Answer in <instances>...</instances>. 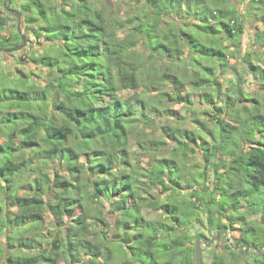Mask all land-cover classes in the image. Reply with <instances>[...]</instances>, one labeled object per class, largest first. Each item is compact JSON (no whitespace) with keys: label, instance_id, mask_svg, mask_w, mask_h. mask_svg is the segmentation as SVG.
<instances>
[{"label":"trees","instance_id":"obj_1","mask_svg":"<svg viewBox=\"0 0 264 264\" xmlns=\"http://www.w3.org/2000/svg\"><path fill=\"white\" fill-rule=\"evenodd\" d=\"M9 3L42 52L0 66V264H196L195 229L235 226L203 264H264L236 251L264 246V63L235 0H1L0 48Z\"/></svg>","mask_w":264,"mask_h":264},{"label":"rangeland","instance_id":"obj_2","mask_svg":"<svg viewBox=\"0 0 264 264\" xmlns=\"http://www.w3.org/2000/svg\"><path fill=\"white\" fill-rule=\"evenodd\" d=\"M93 1H95V0H93ZM260 1H264V0H260ZM106 2L107 1H104V3H106ZM235 2L237 3L239 13L243 16L242 19L244 21V26H245V33L241 39V48H240L241 56L245 55V53H248V52L252 53V55L259 54V61L258 62L254 58L256 61L255 63L256 64L260 63V65H263L262 63H264V39L259 40L258 38H260V36L264 33V22H262L260 20L261 15L264 14V6H262V4L259 2L251 3V0H235ZM110 3L113 6H115L114 8H117L116 0H110ZM13 6H14L13 3H10L6 10L7 11H8V9H14L15 10V8ZM122 6L123 7H122V10L120 12L121 17L124 16L123 12L126 11V9H127V7L125 5H122ZM14 24H17V23L11 20L8 24V27L12 28V26ZM20 28H21V33L25 36V39L28 37L29 42L26 40V45L22 50H20V52L13 53L10 57H8L6 60H4L1 63L0 66H1V69H2L4 74H6V73L11 74L13 72V66L12 65H14L16 63L18 58H24L25 51H27V49L29 50V48H31V49L35 50L36 54H39L42 52L41 46H39L37 44V43H42V40L38 41V40L34 39L33 35L27 34L25 31H23V23L20 24ZM125 34L126 33L124 31H121V32H119V37L122 38L125 36ZM28 46H30V47L28 48ZM229 62L231 64H235L236 70L239 71V73L241 74V79H240L241 84L240 85L242 86V89H244V91H246L248 93L252 92L254 94L258 90L257 80L250 73H248L247 70H245L242 61L238 57L234 58V59L231 58ZM32 67H33V64L30 63L28 65V69L32 68ZM39 70H37V72ZM21 71L23 73H27L26 68L21 69ZM39 76H43V74L42 75L39 74ZM228 77H230V76H228ZM31 80L36 85L42 84V80L39 78H33ZM224 81L225 82H223L222 90H224L226 85H229L227 79ZM130 94L131 93H127V92L121 93V95H123V96L130 95ZM258 95L260 96L259 93H258ZM195 100L199 104L198 96L195 97ZM244 103H245V105H247V104L252 105V103L247 102V101H244ZM198 104H196V106H193L190 110H187V108H185L184 106H182L180 104L172 105L173 109L179 111L180 116L187 117L186 120L182 123V126L188 127V128L193 126L191 124V122L189 121L191 119L193 111L199 112V116L206 120L207 117H206V115H204V113L202 111L203 109L197 107ZM209 140L210 139L207 138V141H209ZM195 161L196 160H193V157H192V160L190 162L194 163ZM143 213L146 214L147 211L143 210ZM147 216L155 217L156 214L155 213H149V215H147ZM255 218H256L255 215H251L249 219H255ZM47 219L50 220L49 218H47ZM239 229L240 228L238 226H235L234 231L227 229L228 230L227 236L226 237H223V236L220 237L219 240L216 242L217 243V250H220V248L223 247L225 239L228 241H233V239L238 237L240 234ZM195 230H196V232L198 231V234L205 235L207 237H210L214 233V232H210L206 228H201L199 230L195 229ZM43 233L47 236L48 230L45 229V231H43ZM0 241H1V246L4 247L5 246L4 237H1ZM6 252H10V249L6 248ZM204 254L208 255V252L202 253V259H203Z\"/></svg>","mask_w":264,"mask_h":264},{"label":"water","instance_id":"obj_3","mask_svg":"<svg viewBox=\"0 0 264 264\" xmlns=\"http://www.w3.org/2000/svg\"><path fill=\"white\" fill-rule=\"evenodd\" d=\"M10 4V3H9ZM8 4V5H9ZM9 13L17 20V31L21 38V45L13 48H0V54L1 53H14L19 50H22L26 45V39L25 36L21 33V15L19 12H17L14 9H8ZM228 230L226 228H223L221 230L216 231L213 233L210 237H207L205 235H198L194 241V251H195V261L196 264H203L202 259V246H210L216 243L220 237H226ZM236 251L245 257H248L250 255V251H253L254 253H260L264 251V246L262 247H256L253 244L248 245L247 247H239L236 249Z\"/></svg>","mask_w":264,"mask_h":264},{"label":"flooded vegetation","instance_id":"obj_4","mask_svg":"<svg viewBox=\"0 0 264 264\" xmlns=\"http://www.w3.org/2000/svg\"><path fill=\"white\" fill-rule=\"evenodd\" d=\"M203 247H204V246H202V248H203ZM251 253H254V252H253V251H250V254H251Z\"/></svg>","mask_w":264,"mask_h":264}]
</instances>
